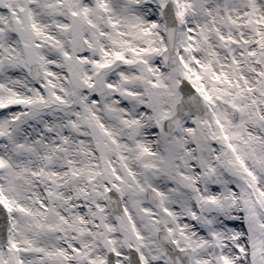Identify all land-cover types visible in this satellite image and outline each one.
<instances>
[{"label": "snow or ice", "instance_id": "6c2138e0", "mask_svg": "<svg viewBox=\"0 0 264 264\" xmlns=\"http://www.w3.org/2000/svg\"><path fill=\"white\" fill-rule=\"evenodd\" d=\"M0 264H264V0H0Z\"/></svg>", "mask_w": 264, "mask_h": 264}]
</instances>
